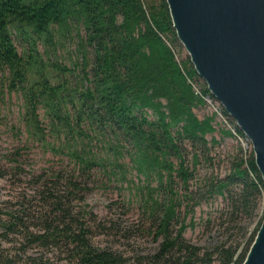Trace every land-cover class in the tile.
<instances>
[{"label": "trees", "instance_id": "1", "mask_svg": "<svg viewBox=\"0 0 264 264\" xmlns=\"http://www.w3.org/2000/svg\"><path fill=\"white\" fill-rule=\"evenodd\" d=\"M72 37L71 66L49 62ZM177 42L164 0H0V85L22 100L25 147L62 168L30 175L32 207H1L0 264H40L24 255L32 246L63 250L73 264H241L262 216L240 251L231 232L239 216L256 212L264 185L252 151L214 112L195 114L210 94L187 58L175 60ZM223 138L238 145L225 173L197 178L200 165L213 167L212 148ZM5 171L0 165V178ZM88 182L127 191L123 200L132 197L140 213L135 231L156 243L150 253L125 258L90 243V227L79 219L90 212H74ZM214 196L225 239L193 246L183 236L192 223L184 220Z\"/></svg>", "mask_w": 264, "mask_h": 264}, {"label": "rangeland", "instance_id": "2", "mask_svg": "<svg viewBox=\"0 0 264 264\" xmlns=\"http://www.w3.org/2000/svg\"><path fill=\"white\" fill-rule=\"evenodd\" d=\"M64 43L62 44L63 47L55 49V53H50L48 60L52 63L70 67L77 57L75 40L72 37ZM177 45L174 46V52L175 60L179 62L186 59L187 56L182 46ZM210 97L205 98L206 106L204 108L194 111L197 117L209 111L214 112L216 121L220 123V126H225L241 144L240 146L246 148L244 150H251L250 143L244 136V138H240L235 135L234 128H232L233 125L236 127L235 122L227 114V117L222 116L219 110L220 108L224 111L222 106L214 97V99ZM18 113H22V100L18 94L7 93L2 83L0 85V165L7 172L2 173V178H0V209H3L1 207L16 209V202L24 203L25 201L29 202L28 206L32 207L38 202V198L35 193L37 185L29 183L30 175L39 172L41 169L62 170L61 166L56 165L55 160L48 154L42 156L37 149L31 146L25 147V144H23L25 135L18 123L20 116ZM229 119L233 122L232 125L229 124ZM215 136L218 137L217 133ZM237 146V143L233 140L227 138L220 140L218 145L212 148L213 167L204 168L200 165L197 168L196 177L199 179L206 176L208 178H221L227 168V157L234 152ZM15 150H17L16 155ZM10 154L14 155V161H8L11 158ZM58 162L63 163L66 161L61 159ZM14 166L17 169L19 168V171L11 170V167ZM13 172L18 173V175H9ZM95 183L88 182V192L84 194L82 200H79L74 209V212L77 210L90 212L89 217L79 218L84 220L86 225L90 227L87 236L90 243L99 249L117 252L125 258L150 253L155 248L156 243L151 242L150 237L135 231L137 223L140 222V213L133 206L132 197L125 202L123 195H127V191L122 195L117 190H111L115 186L114 183L110 184L106 190L96 188ZM63 187V183L59 182L56 189L61 191L64 189ZM260 195L256 212L247 218L239 216L240 221H237L238 223L235 226L241 229L233 228L231 232V240L234 239L239 244L238 251L245 246L248 235L252 232L258 219L264 214V192H261ZM220 208L221 199L217 196L212 197L207 202H202L199 207L194 208L191 217L188 215L184 220L186 225L189 221L192 223L191 228H186L183 233L185 240H188L193 246L204 249H210L214 243L223 241L225 239L223 227L219 228L217 221L214 220V216ZM207 218L211 219L212 222L208 220L209 225L205 226L204 222L207 221ZM229 226L231 227V225ZM1 246L3 248L10 247V245L4 244ZM24 255L38 258L40 264H73L66 252L50 247L32 246L24 251ZM23 257L20 256L21 260Z\"/></svg>", "mask_w": 264, "mask_h": 264}, {"label": "water", "instance_id": "3", "mask_svg": "<svg viewBox=\"0 0 264 264\" xmlns=\"http://www.w3.org/2000/svg\"><path fill=\"white\" fill-rule=\"evenodd\" d=\"M196 76L249 141L264 185V0H164ZM241 264H264V214Z\"/></svg>", "mask_w": 264, "mask_h": 264}, {"label": "bare ground", "instance_id": "4", "mask_svg": "<svg viewBox=\"0 0 264 264\" xmlns=\"http://www.w3.org/2000/svg\"><path fill=\"white\" fill-rule=\"evenodd\" d=\"M211 96V95H210ZM212 97V96H211ZM229 117V116H228ZM230 118V117H229ZM236 125V124H235ZM237 127V126H236Z\"/></svg>", "mask_w": 264, "mask_h": 264}, {"label": "crops", "instance_id": "5", "mask_svg": "<svg viewBox=\"0 0 264 264\" xmlns=\"http://www.w3.org/2000/svg\"><path fill=\"white\" fill-rule=\"evenodd\" d=\"M216 138V137H215Z\"/></svg>", "mask_w": 264, "mask_h": 264}]
</instances>
